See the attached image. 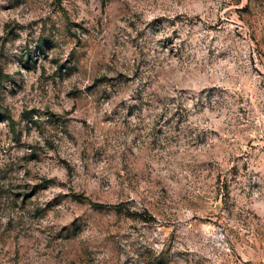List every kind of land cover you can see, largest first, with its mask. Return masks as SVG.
<instances>
[{
	"label": "rangeland",
	"instance_id": "rangeland-1",
	"mask_svg": "<svg viewBox=\"0 0 264 264\" xmlns=\"http://www.w3.org/2000/svg\"><path fill=\"white\" fill-rule=\"evenodd\" d=\"M0 264H264V0H0Z\"/></svg>",
	"mask_w": 264,
	"mask_h": 264
},
{
	"label": "trees",
	"instance_id": "trees-1",
	"mask_svg": "<svg viewBox=\"0 0 264 264\" xmlns=\"http://www.w3.org/2000/svg\"><path fill=\"white\" fill-rule=\"evenodd\" d=\"M130 215H132L133 213H129Z\"/></svg>",
	"mask_w": 264,
	"mask_h": 264
}]
</instances>
